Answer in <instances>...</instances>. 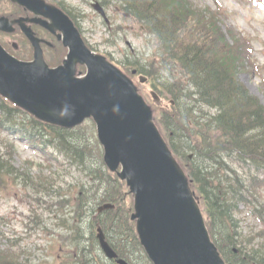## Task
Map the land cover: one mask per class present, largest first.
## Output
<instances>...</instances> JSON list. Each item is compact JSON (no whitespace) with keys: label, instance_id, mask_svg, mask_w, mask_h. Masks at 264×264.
I'll use <instances>...</instances> for the list:
<instances>
[{"label":"trees","instance_id":"trees-1","mask_svg":"<svg viewBox=\"0 0 264 264\" xmlns=\"http://www.w3.org/2000/svg\"><path fill=\"white\" fill-rule=\"evenodd\" d=\"M121 1L130 3V0ZM139 2L146 9L140 20L156 34L163 47L158 65L165 70L174 66L178 71L171 76L175 81L166 85L175 105L166 114L154 107V124L191 180V190L205 212L209 234L226 264H264V228L260 233L244 237L236 219L238 206L242 205L264 225V203L260 195L264 189V107L242 87L237 76L248 60L246 43L227 30L233 42L229 43L221 31L219 17L209 10H199L188 0H151L148 6L145 0ZM7 3L0 0V16L9 18L12 16L4 7ZM20 37L23 38L21 33ZM23 42L27 44L24 39ZM8 49L16 58H31L30 50ZM153 75L157 74L149 71L148 76ZM248 118L257 120L256 126L250 127ZM237 123L245 129L238 132ZM2 135L26 138L40 150L55 148L76 165L84 164L88 157L87 146L72 145L76 139L82 141L74 131L41 123L0 97V144L4 146L0 154V185L11 177L23 183L33 181L28 172L18 173L13 169L10 162L14 146ZM188 153H192L190 160ZM96 161L97 168L86 170L92 184L77 204L91 207L115 202L119 205L114 211H105L106 218L100 219L101 227L115 239L110 242L112 248L131 264H140V255H143L141 264H152L143 254L129 221L125 208L129 194L125 186L105 169L99 154ZM236 163L246 165L244 174L235 172ZM39 182L45 188L54 181L51 177L50 180L41 177ZM100 186L102 189L98 191ZM82 262L91 263L88 257L82 258ZM0 264H15V261L0 252Z\"/></svg>","mask_w":264,"mask_h":264},{"label":"water","instance_id":"water-1","mask_svg":"<svg viewBox=\"0 0 264 264\" xmlns=\"http://www.w3.org/2000/svg\"><path fill=\"white\" fill-rule=\"evenodd\" d=\"M13 1L34 13L48 10L41 0ZM52 10L55 21L66 31L67 39L72 40L65 62L70 71L49 70L41 61V51L31 30L21 26L32 42L34 60L16 61L0 46V93L37 118L63 127L93 116L107 166L114 170L121 163L120 177L131 178L127 182L136 194V213L132 219L138 218L141 243L154 264H222L208 241L186 179L168 157L149 122L151 114L132 84L104 59L93 57L83 47L67 16ZM9 27L8 21L0 18V30L11 31ZM74 58L86 63V78L73 79ZM60 108L63 113L58 115ZM98 238L106 256L114 258L102 236ZM118 263L125 264L120 260Z\"/></svg>","mask_w":264,"mask_h":264},{"label":"rangeland","instance_id":"rangeland-1","mask_svg":"<svg viewBox=\"0 0 264 264\" xmlns=\"http://www.w3.org/2000/svg\"><path fill=\"white\" fill-rule=\"evenodd\" d=\"M61 5L66 9L70 7L75 9L81 18L78 19L80 26L83 28V37L87 39L88 44L94 48L95 52L109 54L114 62L118 65L120 62H127L130 59H138L142 53L146 52L148 59H152V45L146 44L145 35L141 34L135 26L123 23L120 16L114 14V9L110 8L106 10L108 18L112 19L114 25L128 27L124 33L119 35L120 40L112 45H106L105 41L108 36L105 26L101 24V19L93 13L90 1L85 3L81 0H59ZM194 4L203 7L209 6L211 9L217 10L221 8L225 11L224 24L230 26L235 31L242 33L252 42L253 47V59L259 66V74L243 73L240 76L241 82L247 87L251 95L257 96L260 102L264 104V91L259 92L260 79H264V15L256 11L252 6L244 2V0H192ZM7 9L10 7L4 5ZM110 40V38L108 37ZM9 40V39H7ZM11 40H15L12 37ZM11 40H9L11 42ZM14 42V41H13ZM130 45L127 47L125 43ZM16 43V42H14ZM127 57H126V56ZM146 62V66H147ZM91 144L94 142V138L89 136ZM15 142V141H14ZM77 145L75 147L84 146L83 141L76 139ZM2 149V148H0ZM15 155L12 156L11 164L15 169H22L24 163L29 161L37 165H41L44 170L43 174H47V165L42 156L38 154L34 149L30 148L24 142L16 141L15 143ZM61 165H57L53 168V173L59 174L62 169H69L70 174L64 177L56 185L55 191L57 192V186H60V191L68 189L67 183L73 184L74 181L81 178V173L70 167L62 157L58 158ZM38 166L31 168V175L39 173ZM48 175V174H47ZM74 185V184H73ZM66 186V187H65ZM79 186V185H78ZM10 189H0V232L5 237L3 244L14 245V251H20L21 257L19 260L23 264H56L55 258H60L57 254H64V251L60 249L61 241L59 236L63 235V232L57 226L56 216L61 212L54 205L56 196L54 192L50 195H44L41 191H32L27 194L24 192V188L14 185H8ZM64 187L66 189H64ZM25 194V195H24ZM35 198H38L35 199ZM39 198L41 200H39ZM53 204L52 210L46 211V204ZM242 219L243 233L247 234L251 226L257 227L256 221L248 215L247 211L240 207ZM64 213H66L64 211ZM38 216V223L32 224V218ZM68 216V215H66ZM7 239V240H6ZM7 241V242H6ZM91 264V263H90Z\"/></svg>","mask_w":264,"mask_h":264},{"label":"bare ground","instance_id":"bare-ground-1","mask_svg":"<svg viewBox=\"0 0 264 264\" xmlns=\"http://www.w3.org/2000/svg\"><path fill=\"white\" fill-rule=\"evenodd\" d=\"M81 1H83V2H85V3H88V0H81ZM27 8V7H26ZM25 8V9H26ZM47 13L49 14H52V16H54V11L52 10V9H49V10H47ZM72 13H76V14H78L79 15V13L75 10V9H73V11H72ZM47 35V34H46ZM40 110V109H39ZM63 113V108H60L59 109V112H58V115H61ZM248 120H249V125H250V127H252V126H256V124L255 123H258L257 122V120H255V119H253V120H251L250 118H248ZM235 126H236V129H237V131L238 132H241V131H243L245 128H243L239 123H237V124H235ZM57 140H59V138L57 139ZM72 142V141H71ZM67 144H68V142H66ZM72 145L75 147L76 145H77V143L76 142H73L72 143ZM62 148H61V150L62 151H65V149H64V147L63 146H61ZM60 150V151H61ZM92 154V152L91 151H87L86 152V155L85 156H88L87 157V159L88 160H90V161H94L95 159H94V157L91 155ZM138 156V155H137ZM138 158H139V156H138ZM138 160V159H137ZM139 162H142L141 160H138ZM25 165H23L22 167H23V169H24V171L25 172H30L31 171V167H30V164H28V163H24ZM57 165H59V162H57L56 161V163H55V165H54V167H56ZM40 169H41V167H40ZM109 173L113 176V175H115L116 174V172L112 169L111 171H109ZM81 178H80V182H79V184H80V186H83L84 185V183L89 179V174L87 173V172H84V173H81ZM36 182V180H34V181H31V182H29V183H26V185L27 186H29V187H31L33 190L32 191H37L38 192V190L37 189H35L36 188V186H39V185H43L42 183H39V181H37V183H35ZM103 186V185H102ZM102 186H100L99 187V189H98V191H100L101 189H102ZM78 189L76 190V193H78ZM106 206H109L110 207V205H108V204H106ZM94 211H89L88 213H87V216L85 217V215L83 216V219L81 220V223H80V225L76 228V235H75V242H78L79 244H80V247L82 248H85V249H80V253H79V257L80 258H83V259H86L87 257H88V254H89V251H87L86 250V247H87V245L89 244V242H91L92 240H91V235H93V228H92V224L94 223V222H96L97 220H99V219H101L102 217H104V218H106V216H105V214H104V212L101 214V216H97V218H95L94 217ZM75 221V219L74 218H72V217H69L68 219H67V221H66V228H68V227H70V225H72L73 224V222ZM187 243V242H186ZM258 243V242H257ZM259 244V243H258ZM188 246H190V247H192L190 244L188 245ZM93 248H94V245L91 247V250H93ZM62 249V251H64V249H65V245L63 244V243H61L60 244V249H59V251ZM84 254L86 255V256H84ZM58 256H60V258L63 256V254L62 253H60V254H57ZM60 258H56L57 260H60ZM46 263V262H45ZM46 264H49V263H46Z\"/></svg>","mask_w":264,"mask_h":264},{"label":"flooded vegetation","instance_id":"flooded-vegetation-1","mask_svg":"<svg viewBox=\"0 0 264 264\" xmlns=\"http://www.w3.org/2000/svg\"><path fill=\"white\" fill-rule=\"evenodd\" d=\"M58 34V32H56V35ZM52 35H54L55 37H56V35L55 34H52ZM41 36V35H40ZM42 36L44 37V38H49V36L48 35H46V34H42Z\"/></svg>","mask_w":264,"mask_h":264}]
</instances>
